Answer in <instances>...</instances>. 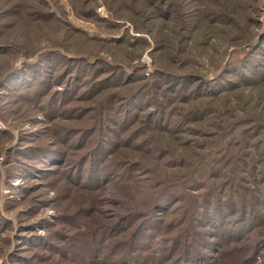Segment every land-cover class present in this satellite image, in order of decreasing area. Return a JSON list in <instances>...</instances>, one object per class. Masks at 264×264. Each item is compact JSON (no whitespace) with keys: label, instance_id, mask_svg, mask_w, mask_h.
Returning <instances> with one entry per match:
<instances>
[{"label":"rangeland","instance_id":"obj_1","mask_svg":"<svg viewBox=\"0 0 264 264\" xmlns=\"http://www.w3.org/2000/svg\"><path fill=\"white\" fill-rule=\"evenodd\" d=\"M0 264H264V0H0Z\"/></svg>","mask_w":264,"mask_h":264}]
</instances>
